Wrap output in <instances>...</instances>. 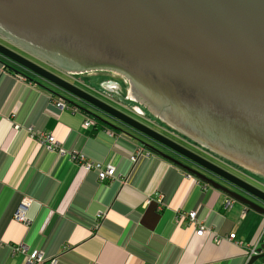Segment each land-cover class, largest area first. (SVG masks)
I'll return each instance as SVG.
<instances>
[{"label": "water", "instance_id": "obj_1", "mask_svg": "<svg viewBox=\"0 0 264 264\" xmlns=\"http://www.w3.org/2000/svg\"><path fill=\"white\" fill-rule=\"evenodd\" d=\"M0 34L62 71L118 75L129 83L128 94L123 90L116 94L119 99H135L159 120L158 115L165 113L172 130H185L205 151L264 179V0H0ZM0 59L5 69L35 75L58 99L264 215V192L256 186L1 43ZM107 81L98 86L106 87ZM262 251L264 244L258 249ZM263 257L254 256L247 264Z\"/></svg>", "mask_w": 264, "mask_h": 264}, {"label": "crops", "instance_id": "obj_2", "mask_svg": "<svg viewBox=\"0 0 264 264\" xmlns=\"http://www.w3.org/2000/svg\"><path fill=\"white\" fill-rule=\"evenodd\" d=\"M4 65L0 62V264H26L22 255L12 254L19 245L56 264H247L249 251L264 244V234L259 238L264 215L235 202L225 210L221 192L117 129L99 121L98 128H84L90 119L84 112L57 108L47 84ZM29 131L53 136L59 150L49 151ZM141 147L145 154L132 163L137 151L144 153ZM83 162L111 164L117 178L99 182ZM26 202L24 227L13 215ZM188 212L206 234L194 236ZM229 234L238 245L226 240Z\"/></svg>", "mask_w": 264, "mask_h": 264}, {"label": "built area", "instance_id": "obj_3", "mask_svg": "<svg viewBox=\"0 0 264 264\" xmlns=\"http://www.w3.org/2000/svg\"><path fill=\"white\" fill-rule=\"evenodd\" d=\"M55 106L61 110L64 109H76L78 110L77 107L75 106H70L69 104H67L64 100L62 99H58L54 102ZM94 122L89 119L86 120L83 123V127L84 128H91L94 127ZM30 133V137L33 140H36L38 142L41 143V145L45 146L49 151H55L57 152L59 150V144L58 142L55 140V138L51 135L48 134H37L36 136H34L31 131H29ZM61 151V150H60ZM142 155L141 152L137 151L135 153V155H133L130 158V161L132 163H135L137 158L140 157ZM82 168L85 171H95L97 173V177L99 182H105L107 180H114L117 178V175L115 173V168L111 165V164H106V165H101V164H91L88 162H83L82 163ZM190 176V175H189ZM26 206H23V204L20 206L21 208L19 210H17V212L14 213L13 215V220L19 224H21L22 226L26 227L29 224V219L26 216V212L28 210V203L26 202L25 204ZM233 206V200L230 198H226L223 202V208L225 210H229L231 209ZM27 209V210H26ZM186 219L188 220L189 223V227L193 230L194 236L197 237H201L204 234H206L207 229L205 228V226L196 218V215L193 212H188L186 214ZM264 234V224H263V228L262 231L259 235V238L261 239L262 236ZM226 240L230 243H233L234 245H238L239 242H237L235 235L234 234H229L226 237ZM213 241L215 244H218L221 239L219 237H217V234L214 236ZM264 251L262 252H258V250H250L248 253V258L247 260H249L250 258L254 257V256H258L263 254ZM12 254L13 255H17L20 254L23 256V258L26 259V264H56V260L54 259H45L40 253L38 252H29L28 249L24 246V245H19V246H13L12 248Z\"/></svg>", "mask_w": 264, "mask_h": 264}, {"label": "flooded vegetation", "instance_id": "obj_4", "mask_svg": "<svg viewBox=\"0 0 264 264\" xmlns=\"http://www.w3.org/2000/svg\"><path fill=\"white\" fill-rule=\"evenodd\" d=\"M1 35V34H0ZM2 36V35H1ZM9 42L10 43H8L9 44V47L8 48H10V49H12L13 51H15V52H18V50H16L17 48L15 47V46H13V45H16L12 40L10 41L9 40ZM18 46V45H17ZM24 53H25V51L23 50V49H21ZM18 53H20V52H18ZM21 55V54H20ZM28 55V54H27ZM23 56V55H22ZM28 57H30V58H33V59H35L37 62H35L37 65H39V66H41V67H43V68H45V69H47L48 71H50L51 73H53L54 75H57V76H63V75H65V76H67V77H69L72 81V83L71 84H75V83H77V84H82V85H85V84H83V83H81L80 81H78L76 78L77 77H79L80 76V74L81 73H79V72H76V73H73V72H68V71H62V70H60V69H58V68H56L54 65H52V64H49V63H46V62H44V61H38V59H36L35 57H32V56H30V55H28ZM25 58H27V57H25ZM29 59V58H28ZM29 60H31V59H29ZM34 62V61H33ZM15 67V66H14ZM92 72H106V74H112L111 72H107V71H92ZM69 73H72V74H75V77L74 76H70L69 75ZM105 74V73H104ZM29 75H31V76H34V77H36L35 75H32V74H30L29 73ZM36 78H38V77H36ZM119 78H121V77H119ZM39 80H41L40 78H38ZM123 80V79H122ZM42 82H44L43 80H41ZM124 81V80H123ZM45 84H47L46 82H44ZM127 84L128 86H129V83H128V81L127 82H123V84L122 85H118L116 88L114 87V88H112L111 90H106L103 86H102V84H100L99 86H98V88H91V90L92 91H95L97 94H99V95H101V96H103L104 98H106V99H108L109 101H111V102H113V103H115L114 101V99H110V98H108V97H106L105 95H110V94H113L114 96H115V94H117V95H119V91H122V90H124V84ZM76 84V85H77ZM49 85V84H48ZM57 92L59 93V94H61L62 96H65L66 98H69V99H71V100H73V101H75V102H79V101H77L75 98H71V97H69L65 92H63V91H58L57 90ZM105 94V95H104ZM93 96V95H92ZM130 96H131V94H130ZM129 97H127V98H125L126 99V102L127 101H130V102H134L135 104H136V102L137 101H135V99L134 100H132L131 98L130 99H128ZM60 99H62V100H64L67 104H69L68 103V101L67 100H65V99H63V98H61L60 97ZM98 99V98H97ZM125 99H123L124 101H125ZM100 100V99H99ZM114 100V101H113ZM102 101V100H101ZM104 102V101H103ZM71 103V102H70ZM73 104V103H72ZM107 104V103H106ZM116 104V103H115ZM140 103L139 102H137V105H139ZM70 105V104H69ZM118 105H120V104H118ZM129 105V107L130 108H126V107H123V108H125V110H127L128 112H130L131 114H135V115H137V116H140V117H142V118H145V116H141V115H139V114H137L138 112L137 111H135L134 110V108H136L134 105H130V104H128ZM73 106H75V105H73ZM84 107H87V106H85V105H83ZM120 106H122V105H120ZM127 106V105H126ZM140 106H142V108H146L148 111H149V113H151V114H153V111L151 110V109H149V107L148 106H146V105H140ZM75 107H77V106H75ZM78 108V107H77ZM89 108V107H88ZM138 109V108H137ZM146 109H145V111L144 112H146L147 113V111H146ZM79 110V109H78ZM95 110V109H94ZM141 111V110H140ZM92 112H94V113H96V114H100V116L101 117H105L104 115H102L101 114V112L100 111H97V110H95V111H92ZM142 112V111H141ZM144 112H142V114H144ZM129 116V115H128ZM152 116V115H151ZM158 117L160 118V120L163 122H165L164 124H162V125H158V126H160L161 128H163L166 132H168L167 134L168 135H171L172 137H174V138H176V139H178V140H180L181 142H183V143H185L186 145H188V146H186L187 148V150H189V151H191V152H193V153H195V154H197V155H199V156H204V155H207V157H209L211 160H213L214 162H212V161H210V160H208V159H206L207 161H209V162H211L212 164H214V165H216V166H218V167H220L221 169H224L225 171H227V172H229V173H231L232 175H234V176H236V177H243V178H245L246 180H248L249 182L248 183H250V184H252V185H254V186H257L258 185V183L254 180V177L253 176H251V175H245V174H243V173H241V172H239V171H237L235 168H233V167H231V166H228V165H226V163H223L222 161H219L217 158H215V157H213V154L212 153H210V154H208L207 152H204L201 148H203L200 144H198L197 142H194L193 140H191V138L188 136V134H187V132L185 131V130H182L181 129V131H179L178 133L177 132H175V131H171L172 129L171 128H169V126H171L170 124H169V122L170 123H172L171 122V120H170V118L165 114V113H162L161 112V115H158ZM107 120L108 121H110V122H112L113 123V121H111V120H109L108 118H107ZM168 120V121H167ZM94 121H96L95 119H94ZM156 123V122H155ZM168 123V124H167ZM96 124V123H95ZM172 127V126H171ZM171 129V130H170ZM165 136V135H164ZM183 136V137H182ZM166 137V136H165ZM168 138V137H167ZM171 140V139H170ZM173 141V140H172ZM175 142V141H174ZM152 143V142H151ZM175 143H177V142H175ZM178 144V143H177ZM153 145L155 146V147H157L158 149H161V150H165L166 151V149L165 148H163V147H161V146H159L158 144H156V143H153ZM180 145V144H179ZM183 147V146H182ZM142 148V147H141ZM185 148V147H184ZM143 149V152L144 153H142V155H144L145 154V149L144 148H142ZM147 152V151H146ZM149 154V152H147V155ZM141 155V156H142ZM173 156H175L176 158H178L179 160H181V161H183L184 163H186V164H188L189 166H191V167H194V168H196V169H198L199 171H201V172H203L205 175H208L209 177H211V178H214V179H216L217 181H219V182H221V183H225V182H223L221 179H219L218 177H216V176H214L213 174H211L210 172H208L207 170H205V169H203V168H200L199 166H197L195 163H193V162H191V161H189V160H187V159H185V158H179V156H177L176 154H173ZM203 158V157H202ZM205 159V158H204ZM261 176V175H260ZM253 177V178H252ZM257 178H260V177H257ZM247 182V181H246ZM226 184V183H225ZM261 185V184H260ZM227 187H229L230 189H232V190H234V191H236V192H238V193H241L242 195H244V196H246V197H249V195L246 193V192H244L243 190H241V189H238V188H236V187H234V186H232V185H229V184H227L226 185ZM226 198H229V197H227L226 196ZM225 198V199H226ZM231 199V198H230ZM251 199H254V198H252L251 197ZM233 200V199H232ZM236 203V202H235ZM233 204H234V200H233ZM233 207V206H232ZM230 210V209H229ZM261 255H264V253L263 254H261Z\"/></svg>", "mask_w": 264, "mask_h": 264}, {"label": "rangeland", "instance_id": "obj_5", "mask_svg": "<svg viewBox=\"0 0 264 264\" xmlns=\"http://www.w3.org/2000/svg\"><path fill=\"white\" fill-rule=\"evenodd\" d=\"M0 43L3 44V45H5V46H7V47H9V44H8V43H10V42H9V40H6L3 36H0ZM14 43H15V42H14ZM15 44H16V45H13V46H15L16 48L18 47L16 50L19 49V50H18V52H20L19 54L23 55L24 57H27V59L29 58V59H31V61L37 62L35 59L28 57V55H30V56L35 57L36 59H38V61H44V59H43L41 56H39V55L36 54V53H33V51H31V50H29V49H27V48H25V47H22L20 44H17V43H15ZM17 45H18V46H17ZM21 49H23V50L25 51V53H24ZM18 52H17V53H18ZM27 54H28V55H27ZM44 62H46V61H44ZM46 63H48V62H46ZM49 64H50V63H49ZM104 73H105V74H104ZM69 75L75 77V74L69 73ZM58 77H60V76H58ZM60 78L63 79V80H65V81H67V82H69V83H72V82H71L72 80H71L69 77L65 76V75L61 76ZM76 79H77L78 81H80L81 83L85 84V85L75 83V84H73L74 86H76V87L82 89L83 91L87 92L88 94L93 95L94 97H96V98L102 100V102L104 101V103L109 104L111 107H113V108H115V109L121 111V112L124 113L125 115H127V116L129 115V117H131V118H133V119H135V120L141 122L142 124H144V125L147 126L148 128H150V129H152V130L158 132L159 134L165 135V136L168 137L169 139H171V140L177 142L178 144H180L181 146L187 148L186 146H188V145H186L185 143L181 142L180 140H178V139L172 137L171 135H168V134H167L168 132H166L163 128H161L160 126H158V125L155 123V119L152 118V120H150V119H148V118H146V117H145V118H142V117L137 116V115H135V114L133 115V114H131L130 112H128L127 110H125V108H123V107L130 108L128 105L126 106V103H128V102H130V101H127V102H126V99H125V101H124V100H123L124 98H122V97H120V99H119V98L117 97L116 94H115V96H114L113 94H110V95H105V94H104L106 97L110 98L111 100L114 99L115 101H114V100H113V101L116 103V104H115V103L109 101L108 99L104 98L103 96L97 94L95 91H92V90H91V88H98V83H99L100 81H102V80H111V81H114V82L118 83L119 85H122L124 81L122 80V78H119L118 75H116V74H106V72H90V73H88V74H85V75L79 76V77H77ZM76 84H77V85H76ZM123 92H126V90H123ZM131 103H132V102H131ZM133 103H134V102H133ZM118 104H120V105H122V106H120V105H118ZM136 104H137V102H136ZM139 106H140V105H139ZM157 122H158V121H157ZM158 123H160V122H158ZM188 147H189V146H188ZM201 149H202V148H201ZM202 150H203L204 152H207V151H205L204 149H202ZM207 153L210 154L209 152H207ZM201 157H203V158H205V159H208V160L214 162V161L211 160L209 157H207V155H204V156L201 155ZM213 157L217 158L219 161H222L223 163H226V165L235 168L237 171H239V172H241V173H243V174H245V175H251V176H254V177H258V176H256L255 174H250V173H248L247 171H245V170H243V169H241V170L238 169L237 167H235V166L231 165L230 163H228V162H226V161H224V160H222V159L216 157L215 155H213ZM239 178H240L241 180H243V181H247V182H249L248 180H246V179L243 178V177H239ZM252 178H253V177H252ZM254 180H255L257 183L261 184V185H257L256 187H257L260 191L264 192V186L262 185V183L260 182V180H257V179H254ZM260 261H261V260H258V261H257L258 264L261 263ZM262 263H263V262H262ZM263 264H264V263H263Z\"/></svg>", "mask_w": 264, "mask_h": 264}, {"label": "trees", "instance_id": "obj_6", "mask_svg": "<svg viewBox=\"0 0 264 264\" xmlns=\"http://www.w3.org/2000/svg\"><path fill=\"white\" fill-rule=\"evenodd\" d=\"M1 61H2V63H3V60L2 59H0ZM5 63V62H4ZM34 77V76H33ZM36 78V77H35ZM103 84V83H102ZM105 84H106V87H104L106 90H111L112 88H116L119 84L118 83H116V82H114V81H111V80H108L107 82H105ZM127 86L128 85H126V84H124V90H126L127 91V94H128V92H129V88H127ZM128 104H130V105H134L136 108H134V110L135 111H137L138 113L137 114H139V115H141V116H145L146 118H148V119H150V120H152V118L153 119H155V122H156V124H158V125H162V124H164L162 121H160L158 118H156V117H152L151 116V114L147 111V113L146 112H144L145 111V109L144 108H142V106H139V105H137V104H135V103H131V102H128V103H126V105H128ZM129 106V105H128ZM138 108V109H137ZM89 109V108H88ZM144 112V114H142V112ZM85 115L86 116H88L91 120L93 119V121H94V118H92L91 116H89V115H87L86 113H85ZM104 119H106L107 120V117L105 116L104 117ZM160 122V123H158V122ZM96 123H97V125L95 124L94 125V127L96 126L97 128L100 126V124H99V122L98 121H96ZM105 124V123H104ZM107 125V124H106ZM171 130V129H170ZM177 130V129H176ZM171 131H174V130H171ZM177 132H179L178 130H177ZM254 177V176H253ZM254 179H257V180H260V182L262 183V185L264 186V179L262 178H257V177H254ZM258 185H260L259 183H258ZM262 261H263V263H264V257H263V259H262Z\"/></svg>", "mask_w": 264, "mask_h": 264}, {"label": "clouds", "instance_id": "obj_7", "mask_svg": "<svg viewBox=\"0 0 264 264\" xmlns=\"http://www.w3.org/2000/svg\"><path fill=\"white\" fill-rule=\"evenodd\" d=\"M248 261V260H247Z\"/></svg>", "mask_w": 264, "mask_h": 264}]
</instances>
